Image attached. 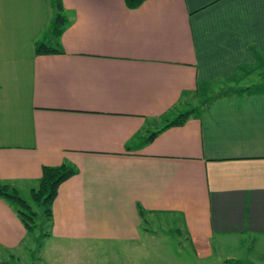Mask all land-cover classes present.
<instances>
[{
	"label": "crops",
	"instance_id": "1",
	"mask_svg": "<svg viewBox=\"0 0 264 264\" xmlns=\"http://www.w3.org/2000/svg\"><path fill=\"white\" fill-rule=\"evenodd\" d=\"M62 4L64 52L36 55L50 0H0V181L22 191L44 165L76 167L52 203L47 235L60 242L135 244L140 205L145 218L180 217L199 260L214 240L264 243V88L198 98L264 68V0ZM26 238L0 199V259ZM251 258L264 264V248Z\"/></svg>",
	"mask_w": 264,
	"mask_h": 264
},
{
	"label": "rangeland",
	"instance_id": "2",
	"mask_svg": "<svg viewBox=\"0 0 264 264\" xmlns=\"http://www.w3.org/2000/svg\"><path fill=\"white\" fill-rule=\"evenodd\" d=\"M53 1V0H52ZM51 2V0H50ZM53 5V2H51ZM53 13V7L51 6ZM57 12V11H56ZM55 13V12H54ZM227 83V82H225ZM224 83V86H225ZM236 85V81H233ZM198 98L208 101L224 86L215 80L210 83ZM260 85V84H258ZM220 88V89H219ZM23 196L29 194L28 189L21 191ZM151 219V220H148ZM39 227H41L39 225ZM49 231V228H45ZM36 229L33 236L25 239L12 258H2V264H257L255 257L262 252L264 243L254 241L250 249L245 240L235 238L218 245L213 241L214 254L206 260H199L192 245L188 241L183 223L178 216H152L146 218L140 227L141 240L130 245L106 241L86 243L60 242L42 235Z\"/></svg>",
	"mask_w": 264,
	"mask_h": 264
},
{
	"label": "trees",
	"instance_id": "3",
	"mask_svg": "<svg viewBox=\"0 0 264 264\" xmlns=\"http://www.w3.org/2000/svg\"><path fill=\"white\" fill-rule=\"evenodd\" d=\"M145 0H123L128 9L139 7ZM53 2V15L43 35L34 43V54H62L60 39L63 30L68 23L67 14L63 12L62 0H51ZM57 11V12H56ZM55 12V13H54ZM264 57V56H263ZM249 75V76H248ZM248 75L238 76L236 85L233 81L222 83L224 87L213 96L207 103L227 95H244L246 93L262 90L264 88V68L249 71ZM260 84V85H258ZM198 108H189L178 113L165 116L164 125L157 131L152 132L145 142H150L163 130L171 126L183 125L189 116L194 114ZM77 173V169L69 162H62L55 166H42L40 178L28 189L29 194L23 196L20 189L9 181H0V199L3 200L17 215L23 224L27 237L33 236L38 228L42 235H47L48 225L52 218V203L57 195L59 185ZM138 213L142 222L145 221V211L138 205ZM39 225L41 227H39Z\"/></svg>",
	"mask_w": 264,
	"mask_h": 264
}]
</instances>
